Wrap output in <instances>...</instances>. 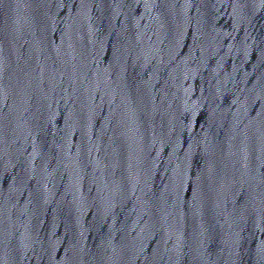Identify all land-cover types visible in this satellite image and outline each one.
Listing matches in <instances>:
<instances>
[{
    "label": "water",
    "instance_id": "1",
    "mask_svg": "<svg viewBox=\"0 0 264 264\" xmlns=\"http://www.w3.org/2000/svg\"><path fill=\"white\" fill-rule=\"evenodd\" d=\"M0 264H264V0H0Z\"/></svg>",
    "mask_w": 264,
    "mask_h": 264
}]
</instances>
